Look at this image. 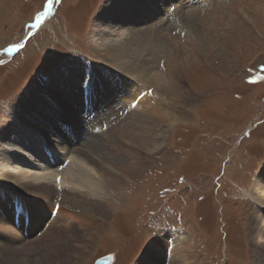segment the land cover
Segmentation results:
<instances>
[{
	"label": "rangeland",
	"instance_id": "374dc122",
	"mask_svg": "<svg viewBox=\"0 0 264 264\" xmlns=\"http://www.w3.org/2000/svg\"><path fill=\"white\" fill-rule=\"evenodd\" d=\"M49 1L0 0L1 135L17 128L12 112L21 115L33 103L37 117L54 122L40 92L52 93L47 81L68 64L125 77L115 68L119 50L107 40L113 31L161 34L163 50L147 43L127 58L147 61L163 80L137 94L150 104L139 118L131 107L103 103L73 117L57 112L54 130L45 125L60 138L66 131L98 161L108 179L100 200L107 214L96 217L98 231L78 223L70 229L67 215L51 228L0 227V264H16L25 245L22 264H95L105 256L111 264H162L154 242L166 228L196 241L198 257L188 264H257L248 238L251 219L263 209L242 190L253 192L264 169V0H155L140 7L134 0ZM189 9L197 14L190 18ZM186 24L207 42H197ZM93 88L87 83L83 94L101 96ZM180 260L172 255L173 264H186Z\"/></svg>",
	"mask_w": 264,
	"mask_h": 264
},
{
	"label": "bare ground",
	"instance_id": "6f19581e",
	"mask_svg": "<svg viewBox=\"0 0 264 264\" xmlns=\"http://www.w3.org/2000/svg\"><path fill=\"white\" fill-rule=\"evenodd\" d=\"M53 1L50 0L48 6L52 5ZM134 1L135 5L138 4L139 7L147 1L155 2V0ZM120 2L123 3L124 0H119ZM189 11L190 18L193 14H197V12H191L190 9ZM186 25L190 35L195 36L197 42H207L201 32L193 27L194 25ZM259 27L261 28L262 25ZM109 29L107 27V30ZM122 30L111 32L112 37H108L107 40H112V44L118 48L119 53H117L121 60L119 63L121 66L117 64L115 68L126 76L118 79L111 70L97 68L85 62L66 65L64 70H59L51 77L50 81H47L48 85H52L53 88L56 87L50 89L52 93L47 92V87L44 88L43 92H40V96L44 94V100L46 99L47 103H51L48 117L53 116L54 122L55 119L59 120L57 112L63 113L64 117L70 115L73 117L79 110L83 112L87 106L103 105V103L110 107H116L118 104L131 107L129 112L135 118L146 115V111L150 108L147 101L149 99L138 100L137 94L139 92L145 94L146 85L150 84V81L157 83L162 81L163 75L157 70L151 69L153 68L151 66L150 69L145 68L148 64L147 61L142 60L143 63H140L127 57L133 56L147 43L152 45L154 51L156 48L157 51L163 50L167 41L161 34L160 36L153 35L152 29L147 30V32L129 29L130 31L128 30L126 36ZM152 40L154 41L152 42ZM131 82L132 85L130 86ZM87 83L92 84L94 91H101V96L94 97L95 94L92 95L93 93L83 94L82 89L87 87ZM167 87L168 81L161 83V89ZM133 88L135 89L132 90ZM108 93L112 95H107ZM125 94H128L127 98H120ZM133 101L137 103L136 106L133 105ZM35 107L37 105L33 103L21 115L12 112L13 124L17 125V128H13L9 136L6 135L7 133L0 134V212H3L5 219L9 221V225L5 226L6 223L0 221V227H6L5 231L14 233L19 232L18 229L22 232L33 231V228L42 223L48 225L47 228H51V224L55 226L61 217L67 215V219L70 220L68 224L70 229L76 226L75 223H78L87 229L97 228L98 231L101 225L98 224L96 217L107 214L104 213L102 206L100 207V200L107 196L108 179L106 174L98 169L99 163L90 152L75 147L68 140L66 131L62 129L66 136L60 133L64 135L60 138L52 134L51 127L47 125L45 128L46 124L52 125V129L56 125L53 124L54 122H47V118L44 116L39 115L37 117L36 112H34ZM67 128L70 130V127ZM115 129L113 128V132ZM242 195L253 199L263 209L262 213L253 216L251 219L252 224H250L248 239L255 262L264 264V169L259 173L254 183L253 192L243 189ZM46 215L47 218L44 220ZM51 218L52 222H49ZM15 237L19 238L18 235ZM156 241L160 242L159 245L155 244ZM155 242L154 246L156 245L157 253L162 256L161 252H164L163 257H161L163 258L162 264H173L172 255L173 257L174 255L179 256L180 262L186 264L198 257L196 241L188 232L183 230L166 228L159 232ZM11 247L13 246L6 247V251H9ZM25 248H27L26 245L17 250L19 253L17 252L18 255L13 258L12 262L17 260L16 264H22Z\"/></svg>",
	"mask_w": 264,
	"mask_h": 264
},
{
	"label": "water",
	"instance_id": "95a60500",
	"mask_svg": "<svg viewBox=\"0 0 264 264\" xmlns=\"http://www.w3.org/2000/svg\"><path fill=\"white\" fill-rule=\"evenodd\" d=\"M31 34V33H30ZM28 34V36L30 35ZM27 36V37H28ZM112 263V257L111 256H105L97 259L95 261V264H111Z\"/></svg>",
	"mask_w": 264,
	"mask_h": 264
}]
</instances>
